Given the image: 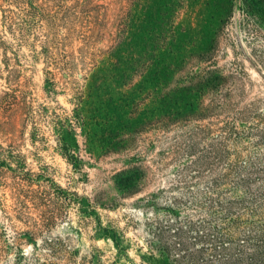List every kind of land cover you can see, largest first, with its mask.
I'll list each match as a JSON object with an SVG mask.
<instances>
[{"label": "rangeland", "instance_id": "rangeland-1", "mask_svg": "<svg viewBox=\"0 0 264 264\" xmlns=\"http://www.w3.org/2000/svg\"><path fill=\"white\" fill-rule=\"evenodd\" d=\"M37 4L46 14L57 5ZM5 8L10 20L6 29L0 22L7 49L5 57L0 49V99L8 93L16 101L0 108V145L13 146L25 168L0 175V264H89L91 254L100 264H146L140 260L146 226L169 221L170 207L179 220L205 218L202 196L224 169L211 159L220 127L243 115L247 123L264 119V0H136L131 47L113 63L116 75L104 71L93 88L90 72L112 45L127 0H63L57 11L65 15L52 33L40 19L29 31L18 30L19 8ZM157 70L159 89L171 77L169 89L184 84L205 91L202 103L215 113L168 128L157 124L165 110L152 99ZM57 122L67 125L63 132ZM199 131L196 150L187 149ZM61 138L74 142V160H66ZM203 154L208 164L194 168ZM126 169L137 175L129 196L114 180ZM50 181L86 197L94 213L82 214L87 205L67 199L50 202ZM98 226L115 231L119 245L96 233Z\"/></svg>", "mask_w": 264, "mask_h": 264}, {"label": "trees", "instance_id": "trees-1", "mask_svg": "<svg viewBox=\"0 0 264 264\" xmlns=\"http://www.w3.org/2000/svg\"><path fill=\"white\" fill-rule=\"evenodd\" d=\"M12 3L19 8L23 16V22L18 30L29 31L34 23L40 19L45 21L49 32L57 29L56 21L64 17L57 9L61 7L63 0H56L54 12H48L37 4V0H0L1 25L6 29L10 20L5 5ZM136 0H127V8L121 24L115 27L110 48L102 52L98 61L94 64L87 86L93 88L96 79L104 71L111 72L113 77L117 68L113 63L118 59L119 54L125 46L130 49L134 38V13ZM86 13L87 10L80 11ZM95 32V29H94ZM0 49L3 57L7 54L5 42L0 38ZM177 68V67H176ZM167 69L173 71V66L168 65ZM114 72V73H113ZM118 72V71H117ZM212 72L207 71V77ZM116 75V74H115ZM161 71H156L155 90L153 102L156 107H163V122L157 120L162 127L188 120L205 119L215 113L217 108L202 103L205 91L191 89L182 84L177 88L169 86L165 90L159 89L163 81ZM205 78V79H206ZM195 78H192L194 80ZM190 80L189 83H192ZM168 83V82H167ZM208 84V82H204ZM156 91V92H155ZM207 94V93H206ZM8 100L0 99V108L5 106L12 108V102L16 101L14 94L5 93ZM156 108V112L162 110ZM4 112V111H3ZM5 113V112H4ZM74 117L82 120L79 109H74ZM157 118V117H156ZM161 119V118H160ZM67 119H65L66 121ZM248 117L239 116L232 122H226L220 127L221 141L211 154V159L224 165L211 181L208 182L206 191L202 196V209L205 218L195 221L184 219L179 220L175 208L170 207L172 217L169 221L158 222L147 225L145 241L146 251L140 256L142 263L146 264H264V119L247 123ZM67 122V121H66ZM162 122V123H161ZM69 124V123H68ZM57 132H63L65 126L59 122L54 123ZM203 131L193 133L189 137L187 149L197 148V142H193ZM60 149L64 152L67 161L75 158L69 153L74 144L72 140L65 138L58 139ZM208 156L203 154L194 162L193 167L203 169L208 164ZM25 163L20 153L11 145L2 147L0 145V175L5 171L22 173ZM19 176V175H18ZM137 177L130 169L116 174V187L126 196L135 193L134 180ZM26 185L30 179L17 177ZM49 195L50 202L56 200L62 202L67 199L68 204L87 205L83 209L85 213L93 214V205L86 197H79L76 193H68L66 190L50 181ZM17 200H22V193H19ZM101 205V204H100ZM103 206V205H101ZM82 211V212H83ZM96 233L111 235L116 245H119V236L113 231H107L101 226L97 227ZM25 236V235H22ZM32 237H26L31 241ZM22 251L20 256L22 257ZM89 264H100L99 258L91 254Z\"/></svg>", "mask_w": 264, "mask_h": 264}]
</instances>
